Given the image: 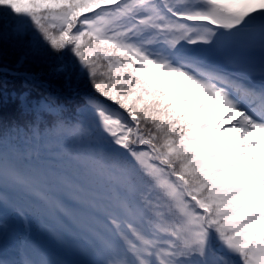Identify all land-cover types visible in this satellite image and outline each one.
Masks as SVG:
<instances>
[{
  "label": "snow or ice",
  "instance_id": "1",
  "mask_svg": "<svg viewBox=\"0 0 264 264\" xmlns=\"http://www.w3.org/2000/svg\"><path fill=\"white\" fill-rule=\"evenodd\" d=\"M0 46V264H264V0H0Z\"/></svg>",
  "mask_w": 264,
  "mask_h": 264
},
{
  "label": "trees",
  "instance_id": "2",
  "mask_svg": "<svg viewBox=\"0 0 264 264\" xmlns=\"http://www.w3.org/2000/svg\"><path fill=\"white\" fill-rule=\"evenodd\" d=\"M6 65L10 71L13 70L14 64L12 63V58L9 56L8 59H5L2 46H0V81L5 79V76H4L2 69ZM28 67H30V66L25 65L24 67H22L20 69V71H24ZM7 79L9 81H11L12 77L8 76ZM51 79H52L53 84H55L57 82L55 76H53ZM101 176L102 175L100 173H90L85 179V181L87 183H90L87 185H85V182H83L84 180L80 179V177H77V180L80 182H83V185L85 187L86 192L94 193L96 195L103 196V195H106L110 191V189L107 185L112 184V181L109 179V177H107V179H104V178H101ZM93 187H95V189H92Z\"/></svg>",
  "mask_w": 264,
  "mask_h": 264
},
{
  "label": "rangeland",
  "instance_id": "3",
  "mask_svg": "<svg viewBox=\"0 0 264 264\" xmlns=\"http://www.w3.org/2000/svg\"><path fill=\"white\" fill-rule=\"evenodd\" d=\"M101 175H102L101 178L107 179V176H105V175H103V174H101ZM80 179H81V178H80ZM83 180H84V182H85V185L90 184V183H87V182L85 181L84 178H83ZM107 186H108L109 189L111 190L112 187H113V184H110V185H107ZM92 189H95V187H93ZM82 209L84 210L85 213L87 212V208H82Z\"/></svg>",
  "mask_w": 264,
  "mask_h": 264
}]
</instances>
